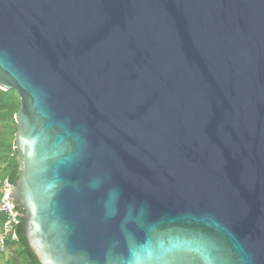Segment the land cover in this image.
I'll return each instance as SVG.
<instances>
[{
	"label": "water",
	"instance_id": "1",
	"mask_svg": "<svg viewBox=\"0 0 264 264\" xmlns=\"http://www.w3.org/2000/svg\"><path fill=\"white\" fill-rule=\"evenodd\" d=\"M0 89L40 264H264V0H0Z\"/></svg>",
	"mask_w": 264,
	"mask_h": 264
},
{
	"label": "trees",
	"instance_id": "2",
	"mask_svg": "<svg viewBox=\"0 0 264 264\" xmlns=\"http://www.w3.org/2000/svg\"><path fill=\"white\" fill-rule=\"evenodd\" d=\"M19 109V99L14 90L3 91L0 89V182L7 178L12 185L19 175L20 164L18 154L14 149V133L16 124L14 114ZM18 206V205H17ZM22 213V209L18 206ZM5 216L0 213V231ZM16 241L7 240V251L11 252L9 258L0 254V263L2 264H40L34 254L29 249L24 236V221L21 218L20 223L15 228Z\"/></svg>",
	"mask_w": 264,
	"mask_h": 264
},
{
	"label": "built area",
	"instance_id": "3",
	"mask_svg": "<svg viewBox=\"0 0 264 264\" xmlns=\"http://www.w3.org/2000/svg\"><path fill=\"white\" fill-rule=\"evenodd\" d=\"M12 187L11 182L4 178L0 182V213L5 216V220L2 223L0 231V254H7L6 241H16L14 235V228L18 223L15 219V211L12 208V203L7 199L8 189Z\"/></svg>",
	"mask_w": 264,
	"mask_h": 264
},
{
	"label": "rangeland",
	"instance_id": "4",
	"mask_svg": "<svg viewBox=\"0 0 264 264\" xmlns=\"http://www.w3.org/2000/svg\"><path fill=\"white\" fill-rule=\"evenodd\" d=\"M11 254H12L11 252L7 251V254L4 255V257H5V258H9V257L11 256Z\"/></svg>",
	"mask_w": 264,
	"mask_h": 264
},
{
	"label": "crops",
	"instance_id": "5",
	"mask_svg": "<svg viewBox=\"0 0 264 264\" xmlns=\"http://www.w3.org/2000/svg\"><path fill=\"white\" fill-rule=\"evenodd\" d=\"M1 264V263H0ZM3 264V263H2Z\"/></svg>",
	"mask_w": 264,
	"mask_h": 264
}]
</instances>
